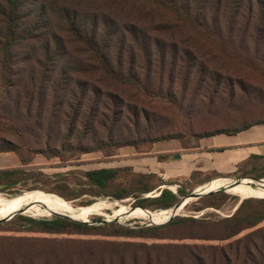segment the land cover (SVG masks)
<instances>
[{
  "label": "trees",
  "instance_id": "1",
  "mask_svg": "<svg viewBox=\"0 0 264 264\" xmlns=\"http://www.w3.org/2000/svg\"><path fill=\"white\" fill-rule=\"evenodd\" d=\"M118 2H122L119 8ZM84 3L0 0V153L15 154L22 165L0 169V193L33 192L41 189L37 184L53 180L31 167L38 156L65 162L94 152L111 157L118 148L139 150L154 125L142 103L126 97L130 88L158 95L170 104L180 101L181 108L199 103L210 112L219 104H230L238 92L250 87L241 82L238 72L262 73L264 81V0ZM143 123L145 138L139 135ZM255 125L264 121L206 131L193 136L194 144L183 136L163 133L149 143L178 140L193 148L205 137L239 134ZM54 142L60 147H54ZM90 142L94 145L85 146ZM224 177L195 173L188 179L168 180L130 167L97 168L83 173L80 189L58 179L50 192L62 202L89 196L83 208L97 199H134L132 207L138 212H168L188 191ZM226 177L231 180L214 182L234 184L242 179L237 185L244 186L251 179L263 180L264 158L252 157ZM164 186H176V193ZM154 191L155 196H148ZM228 199L240 203L222 191L200 198L195 211L221 210ZM84 222L20 214L7 223L0 220V225L26 233L117 239L164 240L162 231L184 230L180 240L219 244L135 248L134 244L90 242L109 248L99 254L89 249L83 264H264V199H244L234 215L224 218L177 216L164 226L130 228L117 222L104 224L101 218L93 221L98 225ZM43 264L54 263L47 258Z\"/></svg>",
  "mask_w": 264,
  "mask_h": 264
},
{
  "label": "rangeland",
  "instance_id": "2",
  "mask_svg": "<svg viewBox=\"0 0 264 264\" xmlns=\"http://www.w3.org/2000/svg\"><path fill=\"white\" fill-rule=\"evenodd\" d=\"M86 5L99 6V5H107L106 1L109 0H85ZM118 2L115 4L118 8L121 7ZM85 5V3H84ZM85 5V6H86ZM239 73V78L241 82L246 86H250L244 92L237 94L235 100L230 104H219L214 108H211L210 112L206 109L202 110V106L195 104L194 107H188L184 104V107L181 108V102L177 101L176 103L170 104L165 98L160 97L158 95L147 96L143 95L135 89H129L127 91V98H131L137 102L140 101L143 107L146 108V112L151 117V123L153 128L148 132V138H145L146 125L143 123L140 129L139 135L145 139H148V142L140 145L138 152H148L152 148V144L149 143V140H152L159 135H180L183 136L184 139L194 144L195 140L193 139L194 135L204 133L206 131H217V130H225V129H233L240 128L244 124H251L255 122H263L264 121V81L262 80V73ZM156 93V92H155ZM225 98V97H224ZM130 99V100H131ZM142 100V101H141ZM59 124L56 126L58 127ZM122 134L125 135L126 131L122 130ZM54 147H60L59 143H53ZM91 142L85 146H93ZM68 147V146H66ZM129 148V147H127ZM121 148L115 149L114 153L111 157H104L102 153L94 152L85 155H81L78 157H73L68 161L60 162V160H46L43 156H40L39 160H37L33 167L40 168L47 175L51 176L53 180H49L45 184H37L41 189L33 192H28V190H23L19 195H10L5 193H0V198L2 200H20L23 198H30L35 201L32 203L25 204L20 202H13L11 204L0 202V215L6 218L5 223L9 222L12 218L11 216L17 214L26 215L27 217L40 219V218H52L56 214L58 215H71V213H61L57 209V201L55 200V194H52L50 191L54 188V182L58 179H62L69 183L70 186L74 187V189H80L81 183L84 181L83 173L87 170L93 169L95 166H109L112 163L116 162L117 159L115 156L118 155V152ZM134 149V148H133ZM108 151H112V148H109ZM95 153L101 154V157L95 155ZM1 158V157H0ZM56 175H61L60 178H56ZM233 181L236 179L232 178ZM242 180V179H239ZM213 183V182H212ZM264 183H257L252 181L247 185H255ZM203 186V185H202ZM239 186V185H235ZM169 190L176 192V186H167ZM231 187V186H229ZM200 187H197L194 190L188 191L187 195L194 193ZM214 192L211 189H207L203 191L206 192ZM241 191V190H240ZM254 191H251L252 193ZM256 192V191H255ZM258 192V191H257ZM48 193V194H46ZM232 196L233 198H256V199H264L259 198L264 195V193L259 195H249L244 198L232 193L225 192ZM157 193L154 191L150 193L148 196H155ZM46 196L45 199L39 196ZM186 195V196H187ZM57 196V195H56ZM183 197V196H182ZM41 200L43 203H36ZM181 198V197H180ZM26 199V200H27ZM90 199L89 196H83L81 198L75 200H66V208L65 209H73L81 211L74 215V217L82 216L84 214H89L85 220H88L90 224H95L93 222L96 218L105 219L111 222H117L119 225L130 227V228H144V227H153L166 225L169 219H161L166 215L161 214V211H156L152 213H141L132 209V203L135 201L134 199H127L123 201L119 200H111V199H97L95 202L98 203H106L111 208L105 209L102 207H89L83 208L86 202ZM107 201V202H101ZM118 202V203H115ZM198 200H192L188 205L182 207L177 216H187L193 218H200L204 215L210 216L211 219H215L216 217H227L230 215H234L239 204H236L233 199H228L225 206L221 210H215L207 208L201 212L195 211L198 205ZM49 206H48V205ZM55 206V207H53ZM52 208V210H51ZM55 208V209H54ZM57 209V210H56ZM112 209L118 210L120 213H114ZM171 210V209H170ZM58 212V213H57ZM127 213V214H126ZM159 214V215H158ZM169 214V213H168ZM136 215L141 216L142 218L137 217ZM148 215H158L159 218L151 220ZM72 216V215H71ZM176 216V217H177ZM3 218H0V220ZM155 221V222H153ZM108 222V223H111ZM153 222V223H151ZM98 225V224H95ZM264 224L261 225L263 227ZM163 239H144V238H112V237H102V236H94V235H72V234H58V235H49L45 233H26L15 231L10 226L0 225V264H43V261L48 258L54 264H83L86 259V255L88 254V250L94 249L98 250L97 253H101L103 249L109 247H103L104 245H94L90 242L103 244L104 242H116L119 245L123 244H134L136 247H144L150 246L153 244H163L171 245V246H182V245H208V246H216L219 245L217 242H208V241H190L186 239L180 240L179 238L184 237L185 231H162ZM248 232H245L242 236L246 235ZM134 247V246H132ZM85 258V259H84Z\"/></svg>",
  "mask_w": 264,
  "mask_h": 264
},
{
  "label": "crops",
  "instance_id": "3",
  "mask_svg": "<svg viewBox=\"0 0 264 264\" xmlns=\"http://www.w3.org/2000/svg\"><path fill=\"white\" fill-rule=\"evenodd\" d=\"M95 155L102 156L98 153ZM0 157V169L22 167L19 158L13 153H0ZM252 157L264 158V125L252 126L239 134L205 137L193 148L183 146L178 140L155 143L146 153L130 147L121 148L115 156L116 162L93 169L130 167L135 172L155 173L168 180L188 179L195 173L202 177L211 174L225 176L210 180L204 186L219 179L231 180L226 176L236 173ZM39 158L34 160L31 167Z\"/></svg>",
  "mask_w": 264,
  "mask_h": 264
},
{
  "label": "bare ground",
  "instance_id": "4",
  "mask_svg": "<svg viewBox=\"0 0 264 264\" xmlns=\"http://www.w3.org/2000/svg\"><path fill=\"white\" fill-rule=\"evenodd\" d=\"M223 185V186H211V185ZM229 186H231V187H229ZM207 189H211L212 191H218V190H226V191H228V192H232V193H234V194H236V195H238V196H240L241 198H244V197H246V196H249V195H258V194H260V193H262L263 191H264V185H261V184H255V185H249L248 187H246V186H235V185H233V184H224V183H220V182H213V183H208L207 185H205V187L204 188H202V189H200L199 190V192H203V191H205V190H207ZM241 190V191H240ZM251 191H254V192H252V193H250ZM256 191V192H255ZM258 191V192H257ZM35 196H39V195H35ZM39 197H42L43 199H45L46 198V196H39ZM27 198H23V199H20V200H14V201H11V200H7V199H5V200H2L1 198H0V202H5V203H8V204H11V203H13V202H20V203H23V204H25V202H27V203H32V202H35V201H33V200H31L30 198H28L27 200H26ZM56 201H57V203H58V205H57V209L61 212V213H66V212H69V213H71V215H68V214H65L66 216H70V217H72V219H77V220H85L86 219V217L89 215V214H84V215H82V216H78V217H74V215L75 214H77L78 212H80L81 210L80 209H78V210H73V209H65L66 208V203H64V202H62V201H60V200H58V199H55ZM101 202H107V201H101ZM36 203H43V201L41 200V198H40V201H38V202H36ZM100 202H98V203H94L93 205H91V206H89V207H102V208H105V209H110L111 210V208L112 207H110L109 205H107L106 203H101V204H99ZM115 203H118V202H116L115 201ZM44 204V203H43ZM48 205V204H47ZM49 206V205H48ZM53 207H55V206H53ZM89 207H86V208H89ZM55 209V208H54ZM56 209V210H57ZM51 210H52V208H51ZM113 210V212L114 213H120L118 210H115V209H112ZM181 210V208L180 209H178L177 211L175 210H167L168 212H164V211H161L160 213L161 214H164V215H166L165 217H162V218H160V219H158V220H155V221H160L161 219H168V218H171L172 216H174L175 214H176V212H179ZM58 213V212H57ZM169 213V214H168ZM127 214V213H126ZM159 215V214H158ZM158 215H148L147 217H149V219H151V220H154V219H157V218H159V216ZM137 217H139V218H142L141 216H139V215H136ZM155 221H153V222H155ZM153 222H151V223H153Z\"/></svg>",
  "mask_w": 264,
  "mask_h": 264
},
{
  "label": "water",
  "instance_id": "5",
  "mask_svg": "<svg viewBox=\"0 0 264 264\" xmlns=\"http://www.w3.org/2000/svg\"><path fill=\"white\" fill-rule=\"evenodd\" d=\"M251 180H253V181H255V182H257V183H264V179L263 180H259V181H257L256 179H251ZM241 182V180H237L233 185H237V184H239ZM205 187V185L204 186H202V187H200L198 190H196L194 193H191L190 195H187V196H183V197H181L180 198V201H179V203L178 204H176V206H174L173 208H172V210H178V209H180V208H182V207H185L186 205H188L189 204V202L190 201H192V200H198V199H200V198H202V197H204V196H206V195H208V194H213V193H217V192H222V191H224V192H228V191H226V190H218V191H214V192H211V191H209V192H206V193H203V192H199V190L200 189H202V188H204ZM164 188L165 189H169V187H165L164 186ZM176 193V192H175ZM46 194H48V193H46ZM244 199H247V198H244ZM244 199H241V201H240V203L244 200ZM132 209H136V208H132ZM22 212H20V214H21ZM15 215H17V214H15ZM15 215H13V216H15ZM178 214H175L174 216H172L170 219H169V221H171L174 217H176ZM13 216H11L10 218H12ZM55 216H59V217H64V218H69V219H72V217H70V216H66V215H58V214H56ZM1 220H4V221H6V218L4 219H1ZM72 221H77V222H84V221H79V220H74V219H72ZM168 221V222H169ZM108 222H111V221H107V220H105V219H102V223H108ZM84 223H88V224H90V222L89 221H86V222H84Z\"/></svg>",
  "mask_w": 264,
  "mask_h": 264
}]
</instances>
